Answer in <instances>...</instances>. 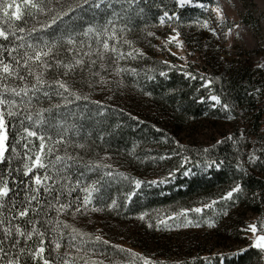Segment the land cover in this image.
<instances>
[{"label": "trees", "instance_id": "trees-1", "mask_svg": "<svg viewBox=\"0 0 264 264\" xmlns=\"http://www.w3.org/2000/svg\"><path fill=\"white\" fill-rule=\"evenodd\" d=\"M99 1L101 4L95 0H88L87 3H84V0H60L59 2L44 0L48 8H55L57 11L61 8L67 11L69 5L75 10L68 12L62 20L58 21V26L54 25L38 34L33 33L32 38L27 32L18 33V35H23L26 43H40L41 46L43 41L51 43L58 40L60 46L56 52L61 59H68L71 56L66 46L68 37H72L75 41L79 39L88 41L96 37L95 33L84 35L89 27L100 30L105 26L107 28L115 26L124 30L126 40L131 41L129 47L136 43L150 47L155 37L149 36L148 33L154 31V28L167 25L171 28L177 27L176 21L165 19L164 24L160 23V17L167 11L169 15L175 14L179 17L178 30L184 44L195 47L197 51L203 50V55L206 56L205 75L189 69L191 76H186L182 68L176 65L173 67L169 62L164 64L163 60L155 58L149 50L140 60L134 61L136 72L125 74L128 76L127 80H131L134 84L133 89H137L144 95V99L137 98V101L130 102L134 108H124L123 106L127 104L120 99H116L113 105L101 107L90 99L75 100L74 97H70L73 102L65 105L55 92H52L51 99L44 97L43 92L37 93L38 102L37 100L33 102V113L41 108H50L51 111L44 113L45 123L42 125L25 121V126L32 125L31 130L37 131L36 137L28 138L24 134L25 139H21V136L17 134L22 132L19 120H13L10 123L9 151L6 156L11 158V162L10 167L8 163H0V176L9 181L12 192L6 198L7 207L0 209V219L11 220L12 216L18 213V208L12 209L11 201L15 200L19 206L20 201L25 197V187L31 183L29 178L22 174L23 162L26 160L24 154L27 152V155L34 158V154L39 150L40 135L46 137L44 163L48 165L49 174L56 175L57 180L56 184H52L51 181L46 183L52 184L56 192L50 195L41 191L39 202L32 203V207L38 209V213H30L28 218L41 221V224L36 227L45 235L41 237L37 233L30 240L17 236L16 239L20 240V244L12 249L6 242L3 245L5 251L9 256L19 255L21 264H43L42 260L33 259L31 256V252L40 246L39 242L43 240L45 248L43 256L50 261V264H64L65 261L67 264H85V261L92 264L98 259H104L105 264H108L109 259L121 261L122 264H142V261L131 257L130 254L122 257L123 254L121 256V253L116 252L113 245L85 239L83 241L87 244L83 246L78 234H75L76 238L72 239L74 233L70 230H78L80 227L77 219H74L78 212L75 213L74 208L62 210V214L57 212L59 205L54 196L62 193L59 195V202L65 204L69 201L75 202L77 197L83 200L84 193L81 188L98 180L100 183L97 186L100 191L93 194L94 203L107 207L109 201L115 199L118 204V218L159 207H167L171 209L170 211L190 209L211 200H217V205L204 208L196 216L215 222V226L210 229L214 230L215 238L231 241L238 239L241 235L238 227L242 224V218L246 213L256 214L264 219V148L253 145L250 154L248 152L250 143L247 140L249 136L255 137L257 141L264 140V74L259 68H252L248 60V55L251 53L258 57L264 55V47L258 46L253 50L243 51L241 57L243 62L233 67L223 63L216 47L215 37L212 34H202V28L198 25L202 24L203 19L208 21L215 19L210 15L207 16L201 8L179 7L175 0ZM2 2L13 3L10 13L15 11L16 3H20L23 10L22 0H2ZM78 4L81 6L77 7ZM51 14H39L38 20L43 22L49 19ZM33 25L40 27L31 20L27 27L31 28ZM0 26L7 28L3 11H0ZM19 26L25 25L19 24ZM230 26L229 24L228 27ZM10 41L11 43L0 40V43H5L9 47L20 43L14 37H10ZM169 57L171 60L176 59L172 55ZM161 71L167 75L160 76ZM50 75L54 76L56 73L52 72ZM90 78L86 74L83 77L76 74L74 77H69L67 82L74 91L84 95L81 89L83 85L90 82ZM205 81H207L206 85ZM145 93H151V95H145ZM213 95L219 98V105L214 108L211 107L212 102L209 100ZM144 100L151 103L147 107L149 110L143 106ZM56 104H60L61 107H53ZM224 105L228 107L225 108ZM131 111H135L136 116ZM23 118L21 114L20 119ZM200 119H209L217 123L220 126V137L212 140L204 148L190 143L182 144L183 147H180L181 143L178 141V145L175 137L184 126L196 123ZM12 124L16 127L13 128ZM241 124H245L244 130L247 131L244 138L240 136ZM227 128H231V131H225ZM58 140L61 143L55 144L54 142ZM25 143H28V149L23 147ZM80 144L85 147H77ZM12 146H16L17 154L11 152ZM47 147L54 148L50 157L47 155ZM204 149L208 151L204 152ZM102 154L119 159L130 170L139 171L141 175L148 174L143 168L157 164L166 167V172H172L178 168L179 170H176L177 177L171 185L168 184L160 189L143 183L139 191H136L131 178L124 182V177L116 174L114 170H110L113 173L112 177L105 175L104 168L89 170L91 165L97 163L95 158ZM252 154L258 159L250 160L249 157ZM55 155H67L75 159L67 161L71 167L66 170L61 163L53 169L49 160H54ZM181 155L187 156L190 161L200 160L203 167H210L211 170L206 174L196 171L182 178L184 166L180 167ZM160 157H167V159H160ZM212 161L215 163L209 166ZM17 168L21 171H15ZM10 170L12 174L8 175ZM44 172V169H39L38 174L43 176ZM61 176L66 179L61 180ZM77 179L80 181L79 187L76 186ZM167 180L169 181L170 178ZM236 183H239L243 189L238 198L234 194L232 200L227 202L220 200V196ZM69 187L76 188L71 195H68ZM129 195H132L130 200ZM225 211L227 215L224 214ZM97 217L95 221L100 220L99 216ZM226 220L227 225L223 226ZM12 223H20L21 228L25 230H31L33 226L19 217ZM4 226L0 225V237L3 235ZM149 238L151 239L152 236ZM54 239L61 244L60 249L55 248L52 243ZM239 243L245 244L243 248L245 251L203 256L211 250L194 249L197 246L190 242L181 252L178 264H264V253L261 250L250 247V242L246 239L241 238ZM20 248H25V252L20 253ZM161 248L165 251L170 249L169 244H164ZM158 257L156 260L163 261L164 264H174L167 260L170 257L167 253ZM0 264H3L2 260Z\"/></svg>", "mask_w": 264, "mask_h": 264}, {"label": "snow or ice", "instance_id": "snow-or-ice-1", "mask_svg": "<svg viewBox=\"0 0 264 264\" xmlns=\"http://www.w3.org/2000/svg\"><path fill=\"white\" fill-rule=\"evenodd\" d=\"M88 0H84V3H87ZM176 2L180 6H184L186 4L192 3V0H176ZM23 10L21 8L20 3L15 4V11L10 13V9L13 8V3L4 4L2 0H0V11L4 13V20L7 24V28L4 26H0V40L4 42H9L10 37H14L16 41L20 43L15 44V46H6L5 43H0V163H8L10 167L11 158L6 156V153L9 151V126L11 121L19 120L20 129L22 132H18L17 134L21 136V139H25L26 137H36L37 131L31 130L32 125L25 126V121H31L32 124L42 125L45 123V112L51 111V109L41 108L36 110L33 113V102L37 100V93L43 92V96L51 99L52 92H55V95L61 97L64 101V104H71L73 101L70 97H74L75 100H87L89 97L87 95H81L79 92L74 91L72 86L68 84V78L74 77L76 74H79L81 77L84 76L85 73L88 74L93 79L98 78V83L100 86H104L108 84V80L105 79L104 73H108V68L110 65H118V61L125 57V53L120 51L119 48L110 43L112 40H117V33L115 28L112 29L111 33L108 34L107 26L103 27V29H96L93 27H89L84 35H88L89 33H95L97 40L96 43L98 45L95 53L91 51H80L77 52L74 47H69L67 52L71 54L68 59H61L57 56L56 49L60 46L59 41L55 40L49 43L48 41H43L41 46L40 43H26L23 35H18V33L27 32L29 37L32 38L33 33H39L44 29H50L52 26L57 25V22L62 20L64 16L68 14V12H72L75 9L69 5L67 11L61 8L57 11L55 8H48L47 4L44 0H22ZM81 5H77L80 7ZM203 7V5H201ZM213 11L216 12L217 17L223 21V11L217 6ZM45 13L50 15V18L41 22L37 19L39 14ZM169 21H176L177 27L172 28L171 31L173 35L168 37V40L165 44L167 47L168 43H175L178 47L183 48V41L179 39L180 31L178 30L180 25L178 23L179 17L175 14L169 15L167 11L164 12L163 16L160 17V23L164 24L165 19ZM35 21L36 24H39L40 27L37 28L34 25L29 28L27 24L29 21ZM19 22V23H17ZM111 23V22H109ZM19 24H24L25 26H19ZM58 26V25H57ZM202 27L208 28V22L203 21ZM238 27V26H237ZM215 32V29H210ZM107 34V35H105ZM231 34V29L226 35ZM149 36H154L155 34L152 32L148 33ZM238 35V33H237ZM76 41L72 37L67 38L68 45H75ZM125 44H131V41L124 40ZM89 49L91 45H88ZM172 56H176L175 52H171V49H167ZM134 51L139 56H144L145 53L140 50L134 49ZM93 55L95 58H92ZM127 56L133 57V52H128ZM184 59L183 56L180 57ZM164 64H168V61H164ZM173 67H175L173 65ZM264 67V65H261ZM99 69V70H98ZM125 69L120 68L118 66L115 67L116 75H120L124 72ZM133 73L136 72V69H131ZM55 72L56 75L51 76L50 74ZM186 76H191V73L185 72ZM160 76H166L167 74L163 71L159 73ZM211 83V81H209ZM14 86H10L13 85ZM91 87V85H89ZM49 89V90H45ZM259 91V90H258ZM145 95H151V93H145ZM212 100L218 101V97L213 95L211 97ZM38 102V100H37ZM95 103L99 104V101ZM53 107L59 108L60 104H56ZM227 108V105H224ZM21 114H23V119H20ZM135 119V117H133ZM231 118V117H229ZM15 128V124L11 125ZM47 139H51V137H47ZM231 139V137H228ZM40 144L39 150L33 156L27 155L25 152L26 160L23 162V176L28 177L31 183H29L25 187V197L22 201H20L19 206L15 200L11 201L12 209L18 208V213L14 214L11 220L0 219V225H5L3 227V235L0 237V260L3 261V264H21V258L19 255L9 256L5 251L3 245L7 242L9 247L15 249L17 245L20 244V240L16 239L17 236L24 237L28 240L32 239L33 235L39 234V236L43 237L45 235L44 232L39 231L36 225L41 224V221L33 219H28L30 213H38V209L32 207L33 202H39V194L41 191L47 194H52L56 192V188L52 186V184H56V175L49 174L48 165L44 163L45 157V149L46 137L44 135L39 136ZM55 144H60L61 141H55ZM220 143V141H218ZM179 145V142L177 141ZM183 147V145H179ZM25 149H28V143L23 145ZM77 147L83 148L85 145L80 144ZM208 149H204V152H207ZM11 152L13 154H17L16 146L11 147ZM54 152L53 147H47V155L50 157ZM178 154V153H177ZM75 159L72 156H60L55 155L54 160H49L53 169H56L58 163L63 164V168L66 170L71 167L67 163V161ZM160 159H167V157H160ZM250 160L258 159V157H249ZM184 163L188 162V157H183ZM215 161L210 162L214 164ZM110 165L96 163L91 165L89 170H95L98 168H109ZM182 167V165H181ZM37 171L34 172L33 170ZM39 169H44V175L41 176L38 174ZM179 170V168L177 169ZM15 171L20 172L21 169L17 168ZM59 171V170H57ZM12 171L8 172V175H11ZM83 173H81L82 175ZM187 174V173H185ZM106 176L112 177V172H106ZM169 175H173V173H169ZM120 176L124 177V179H128V177L124 173H120ZM66 179V177L61 176V180ZM47 181H51L52 184L46 183ZM100 181H94L92 184L87 185L86 187L81 188V191L84 193L83 200L79 197L76 198L75 202L69 201L68 203H60L59 195L54 196L53 198L57 200L58 208L57 212L62 210H70L75 209V212H80L82 208H87L92 204L93 194L100 191V188L97 186ZM136 188H139L144 181L139 179L134 181ZM149 183L155 184L156 181H150ZM34 184V187H33ZM80 181L76 180V186L79 187ZM76 191L75 187L68 188V195H71L72 192ZM243 191L242 186L239 183H236L233 187L230 188L225 194L220 196V200L229 201L234 198V194L238 198V195ZM10 192H12V188L9 186V181L0 176V209L7 207L8 201L6 198L9 197ZM134 194V193H133ZM19 195V193H17ZM128 199H131V195L128 196ZM217 200H212L211 203H205L202 207L184 209L183 212L177 213V218L180 216H184V224L177 225L179 226H190L193 225L194 222L192 220L187 219V212H196L201 213L204 208H212L217 205ZM51 206V205H49ZM118 207L117 201L113 199L110 204L107 205L108 209H115ZM93 211H102L101 208H93ZM227 215V212H224ZM147 214H141L139 219L143 220ZM24 218L27 223L32 224L31 230H25L21 228L20 223L13 224L12 221L17 218ZM169 219H173V217H169ZM159 223L165 224L164 220H160ZM208 227H214L215 222L212 220L206 221ZM259 224V230H258ZM67 226V225H66ZM152 227L151 224L148 225ZM167 226V225H166ZM195 226L199 227L200 223L195 222ZM55 231V229H54ZM74 235L72 239L76 238L75 234L77 233L76 229L72 230ZM244 232H250L251 235V243L250 247H254L256 249L264 252V219H258L257 222L251 223L247 225L246 228L242 229ZM84 235V234H80ZM96 241H102L104 244H108L107 240H102L101 236L95 237ZM56 249L61 248V244L57 240H53ZM83 244L84 241L82 240ZM40 246L35 248L34 251L31 252V256L33 259H39L43 261V264H50V261L47 258H44L43 253L45 252V248L43 247L44 241L40 240ZM113 248L117 249L120 253L130 254L131 257L142 261V264H164L163 261L154 260L151 258H146L140 253L132 252L131 249H126L121 245H113ZM80 249H78L79 251ZM20 253L25 252V248L19 249ZM240 251H245L241 249ZM235 254V253H234ZM103 255V254H101ZM223 255V254H221ZM67 264V261L64 262ZM85 264H88L85 261ZM92 264H105L104 259H98L93 261ZM108 264H122L121 261H113L109 259Z\"/></svg>", "mask_w": 264, "mask_h": 264}, {"label": "rangeland", "instance_id": "rangeland-1", "mask_svg": "<svg viewBox=\"0 0 264 264\" xmlns=\"http://www.w3.org/2000/svg\"><path fill=\"white\" fill-rule=\"evenodd\" d=\"M59 1L60 0H57V2ZM96 1L98 3L101 2L99 0H95V2ZM177 5L179 7H183L178 3ZM201 5H203V7ZM184 6L201 8L207 16L210 15L215 19L214 21H211V19H209V21L208 19H203V21L208 22V28L202 27V24L198 26L202 28V34H212L215 37V42H217L216 47L223 59V63L228 65L230 64L231 66L233 65V67L236 65L239 66L243 62L241 59L243 51L253 50L258 46L264 47V0H192V3ZM217 6H219L223 11L222 22L217 17L216 12L213 11V9ZM42 14L44 13H41V15ZM39 17L37 19H39ZM229 24L231 25L230 27H228ZM225 25H227V27L224 28ZM113 28L116 30L119 42L117 43V40H112L110 43L115 44L120 51H125V57L118 61V65H110L108 73H104L105 79L109 81L107 85L100 86L98 78H90V82L83 85L81 89L82 93L87 95L89 97L88 99L92 102L95 103L96 101H99V106L107 107L115 104L116 99H120L121 102H126L127 104L126 106H123L124 108H134L131 106L132 103L130 102H133L134 100L137 101V98L140 99L144 97V95L140 94L137 89H133L135 87L134 84L131 80H127L128 76L125 75L127 72H132L131 69H135L134 61H138L145 56H139L134 49L143 51L145 54L150 50V52L154 54L155 58L168 61L170 65L179 66L182 68L181 70L184 73H191L189 69H193L201 75H205L206 69L204 67V60L206 59V56L203 55V50L197 51L195 47L186 46L184 42L183 48L178 47L175 43H168L167 47H165L168 37L173 35L171 31L172 28L168 25L163 27L158 26L154 28V31H151L155 34L153 36L155 39L151 42L152 46L150 47L147 45L142 46L138 43L129 47V44L124 43L126 36H124L125 32L121 28L110 26L108 27V34L111 33ZM210 29H215V32ZM229 29H231V34L226 35V33L229 32ZM179 39L183 41L181 36ZM96 40L97 37L91 38L88 41H82L79 39L76 41L75 45L67 44L66 46L68 48L74 47L77 52L91 51L92 53H95L98 47ZM88 45H91L90 49ZM169 48L171 49V52H175L177 54L174 56L176 58L175 60L170 59L169 55L171 54L167 50ZM128 52H133V55H136V57L127 56ZM181 56H183L184 59H181ZM92 58H95V56L93 55ZM248 60L249 63L252 64V68H259V70H261L264 74V67H261V65H264V55L258 57L254 53H251L248 55ZM116 66L125 69V71L120 75H116ZM85 74L88 75L87 73ZM206 84L207 81H205V85ZM89 85H91V87ZM211 97L209 100L212 102L211 107L214 108L219 105V101H214ZM142 104L147 110H149L147 107L151 105V103H149L148 100H144ZM131 112H133L134 116H136L135 114L137 113L135 111ZM239 128H241L240 136L243 138L246 137L247 131L245 132L244 130L245 124H241ZM225 131L229 132L231 131V128H227ZM220 133V126H218L217 123L209 121V119H200L196 123L184 126L178 133V136L175 137V140L179 141L181 145L190 143L193 145H201L202 148H204L210 144L212 140L218 139L220 137ZM247 140L250 143V146L248 147L249 153L253 145H256L258 148H264V140L257 141L253 136H249ZM251 156L255 157L253 154ZM183 157L185 156L181 155L179 157L180 164L182 167L184 166L181 173L182 178L190 176L196 171L206 174L211 170L210 167H203L200 160L190 161L188 159V162L184 163ZM95 160L97 163L110 165L109 168H104L105 172L114 170L116 174L124 173L128 178L132 179V184L134 186V181L139 179L144 181V184L146 185L162 189L164 186H168V184H173L177 177V169L172 172H166L167 168L161 167V165L158 164L143 168L144 170H147L148 174L141 175L139 174V171L130 170L124 162L121 163L119 159L110 158L106 154H102L100 157L95 158ZM169 173H173V175H169ZM168 178H170L169 181L167 180ZM125 181L126 179H124V182ZM150 181H156V183H149ZM139 189L140 187H134V190L136 191H139ZM112 200L113 199L109 201V204ZM211 201L208 203H211ZM203 205L204 204L193 208L202 207ZM93 208H101L103 210L93 211ZM170 210L171 209L167 207H159L157 209H150L134 215H122L121 218H118L117 216L119 214L117 208L108 209L107 207L99 206L97 202L94 203L93 199L92 204L86 209L82 208L78 213H76L75 209H73L76 213L74 219H77L80 226L77 230L80 241L89 239L91 241L102 243V241L95 240V237L99 235L102 237V240L110 242L108 243L109 245H121L126 249H131L132 252L144 255L146 258H151L153 256V259L156 260L159 258L158 256H163L167 253L168 256H170L167 260H170V262H173L174 264H178L180 262L179 256L181 255V252L187 248L190 242L192 245L197 246L194 247V249L211 250L210 253H204L203 256H207L209 254L213 256L224 253H239L245 245L243 243H239L241 238L246 239V241L251 243L252 235L250 232L246 233L242 231V229L246 228L247 225L251 223L257 222L258 219H263L256 214H251L249 212L246 213L242 218V224L238 227V230L241 231V235H239L238 239H233L231 241L230 239L225 238H215L213 236L214 230L211 231L210 229L212 228L206 227L208 226L206 223L207 220L198 218L196 215H199V213L196 212L190 211L186 213L187 219L194 222L193 225L178 227L177 225L184 224L185 217L180 216L177 218L176 214L183 212V210ZM59 213L62 214L63 211H60ZM145 213L147 214L145 218L143 220L139 219V216ZM95 215L99 216L100 220L97 219V221H95V217H97ZM110 215L116 219L118 218V220L112 218ZM169 217H173V219H169ZM160 220H164L167 226L159 223ZM195 222H199L200 226L196 227ZM227 222L228 221L226 220L223 226H226ZM149 224H151L152 227H149ZM70 230L73 232V229ZM150 236H152L151 239L149 238ZM86 244L87 243L84 242L82 245L85 246ZM164 244H169L170 249L168 251L161 248ZM140 246H142L143 249L142 247L140 248ZM115 251L119 252L117 249ZM161 253L162 255H159ZM126 255L129 254L121 253L122 257H126ZM117 258H119L118 255Z\"/></svg>", "mask_w": 264, "mask_h": 264}]
</instances>
